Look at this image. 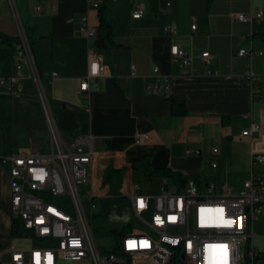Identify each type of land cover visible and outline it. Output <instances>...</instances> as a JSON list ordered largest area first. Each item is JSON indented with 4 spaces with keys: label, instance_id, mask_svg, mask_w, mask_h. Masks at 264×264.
<instances>
[{
    "label": "crops",
    "instance_id": "0c3cea01",
    "mask_svg": "<svg viewBox=\"0 0 264 264\" xmlns=\"http://www.w3.org/2000/svg\"><path fill=\"white\" fill-rule=\"evenodd\" d=\"M109 1L114 44L99 48L94 45L96 37H87L84 31L83 16H88L91 24L99 23L97 9L89 0H42L45 11L39 16L32 11L40 0H0V31L17 37L23 26L30 33L42 87L60 132L69 137L91 132L96 137L98 167L103 172L108 166L132 171L130 158L148 155L154 166L170 167L201 183H227L233 193H238L252 175L264 177V164L254 162L251 156L253 145L264 149V31L255 35L251 23L233 17L237 12L264 9V0ZM135 2L144 4L141 18L132 16ZM173 22L178 25L175 36L165 31ZM173 42L193 57L192 72L186 74L180 61L172 57ZM244 46L263 50V54L252 60L240 56L238 50ZM90 50L102 57L110 74L89 79L87 89L82 90ZM206 51L210 53L209 62L202 56ZM249 62L261 78V97L253 95L251 82L244 76ZM132 65L136 76L131 75ZM155 65L171 79L165 95L145 90V81ZM18 69L26 77L17 86L16 99L25 96L32 136L25 151H42L46 144L39 141L44 132L49 137V127L38 84L30 76L28 64L20 63L12 47L0 41V73L10 76ZM171 96L185 98L186 115L172 112ZM249 127H254L253 133L242 136ZM136 132L148 135L145 143H136ZM157 179L160 185L175 182L172 178ZM140 189L144 193L160 191ZM10 200L8 169L0 163V250L15 246L13 237L18 236L11 235ZM249 231L255 247L264 254V203ZM37 243L34 240L16 247ZM262 263L264 257L257 262ZM58 264L91 263L60 259Z\"/></svg>",
    "mask_w": 264,
    "mask_h": 264
},
{
    "label": "built area",
    "instance_id": "2783aa9c",
    "mask_svg": "<svg viewBox=\"0 0 264 264\" xmlns=\"http://www.w3.org/2000/svg\"><path fill=\"white\" fill-rule=\"evenodd\" d=\"M100 2L89 0L94 9ZM170 4L168 1L167 5ZM35 9L39 13L45 11L42 0ZM144 14V4L133 3L132 16L141 18ZM233 17L254 25L264 18V9L237 12ZM82 21L86 36L96 37L97 26L89 22L88 16H83ZM191 27L195 29L196 25ZM165 31L175 36L177 23L167 25ZM18 36L15 56L20 63L28 64L30 76L38 84L50 144L42 151L0 153V162L9 165L11 210L23 226L18 236H30L38 242L31 247L8 246L0 250V264H58L60 259L88 260L91 264H257L264 257L249 231L264 203L262 175L245 180L238 193H233L227 183H201L192 177L182 183L164 181L159 193H144L135 184L130 200L137 224L121 236L118 252L101 249L90 218L97 207L96 195L93 190L88 195L89 214L79 190L80 184L93 180L99 165L96 137L91 132L70 137L60 132L43 90L25 27H20ZM170 52L186 74L192 72L193 57L179 43L173 42ZM209 54L202 53L207 62ZM238 54L252 60L263 54V50L244 46ZM87 58L89 71L81 83L82 90L87 89L89 79L110 74L94 50L88 52ZM131 75H137L135 65L131 67ZM244 76L251 82L253 95L261 97V78L250 62ZM25 77L22 69L12 77L0 76V87L12 93L13 82ZM170 87V77L161 74L157 65L153 66L150 78L145 81L146 92L165 95ZM253 131L254 127H249L241 135L249 136ZM147 138L146 133L135 134L138 144L145 143ZM217 150L213 148L214 152ZM251 156L254 162L264 164V149L258 145L252 146ZM211 164L217 165L216 161Z\"/></svg>",
    "mask_w": 264,
    "mask_h": 264
},
{
    "label": "rangeland",
    "instance_id": "374dc122",
    "mask_svg": "<svg viewBox=\"0 0 264 264\" xmlns=\"http://www.w3.org/2000/svg\"><path fill=\"white\" fill-rule=\"evenodd\" d=\"M32 12L38 16L44 15L43 13L38 14L35 9ZM14 75L7 76L0 73L1 77H12ZM19 83L16 80L13 82L12 93L14 95L12 97H3L0 102V153L28 152L25 150L32 143V136L29 131L30 127L26 120V102L23 99L25 96L16 99ZM0 91L9 93L7 88L0 87ZM42 136L43 138L39 142L41 145L46 144L45 149H47L50 144V136L48 137L45 132ZM0 163L4 168H9L7 163ZM103 175V169L97 166L93 183L89 179L86 183L79 185V190L89 214L91 201L88 195L91 190L94 191L96 195L94 200L97 207L90 214V218L95 240L101 249L109 250L116 241V232L121 230L129 232L138 222L129 200L133 183L139 184L145 192H157L158 189L161 191V185L159 179L150 180L138 169L134 168L132 171L124 169L119 182L118 194H113L109 183L103 185ZM29 241H34V239L30 236H15L12 243L16 246L20 243H29Z\"/></svg>",
    "mask_w": 264,
    "mask_h": 264
},
{
    "label": "trees",
    "instance_id": "16d2710c",
    "mask_svg": "<svg viewBox=\"0 0 264 264\" xmlns=\"http://www.w3.org/2000/svg\"><path fill=\"white\" fill-rule=\"evenodd\" d=\"M98 25L97 35L94 41V45L99 48H107L114 44V23L110 9V1L102 0L97 7ZM26 29V28H25ZM255 35H260L264 31V18L253 25ZM28 38L31 41L30 33L26 30ZM0 41L3 44L11 46L15 52V44L20 41L19 36L12 37L2 31H0ZM3 97H12L10 95L0 94V102ZM171 110L174 114L184 116L188 113L186 107V101L183 96H171ZM133 168L140 169L145 176L149 179L154 178H172L176 182H184L187 177L180 171H175L170 167H159L152 165L148 155H135L130 158ZM123 174L122 168H116L113 166L106 167L103 175V185L110 184L111 192L118 194L119 182ZM23 231L21 221L13 216L11 225V235L15 236ZM124 230L116 232L115 244L109 249V252H118V243L121 236L124 234Z\"/></svg>",
    "mask_w": 264,
    "mask_h": 264
},
{
    "label": "snow or ice",
    "instance_id": "6c2138e0",
    "mask_svg": "<svg viewBox=\"0 0 264 264\" xmlns=\"http://www.w3.org/2000/svg\"><path fill=\"white\" fill-rule=\"evenodd\" d=\"M222 211V210H221ZM225 249H226V246H225Z\"/></svg>",
    "mask_w": 264,
    "mask_h": 264
}]
</instances>
